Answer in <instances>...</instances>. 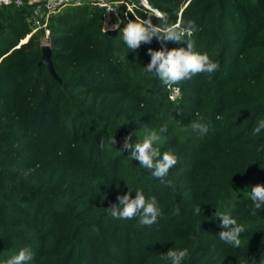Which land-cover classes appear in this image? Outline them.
<instances>
[{"label":"trees","instance_id":"1","mask_svg":"<svg viewBox=\"0 0 264 264\" xmlns=\"http://www.w3.org/2000/svg\"><path fill=\"white\" fill-rule=\"evenodd\" d=\"M146 1L171 23H194L196 50L219 65L181 82L175 100L139 75L157 40L126 52L117 30L104 28L100 5L64 6L35 32V4L0 7V264L24 246L31 264H168L159 255L171 247L188 248L183 264L264 259V211L250 213L245 189L264 183V133L251 135L264 118V0ZM118 10L159 23L139 0ZM45 34L61 83L38 65ZM198 114L210 124L205 136L191 129ZM162 123L158 146L177 157L169 186L117 149ZM127 186L157 198L158 223L107 215ZM216 208L244 226L239 248L219 240Z\"/></svg>","mask_w":264,"mask_h":264},{"label":"clouds","instance_id":"2","mask_svg":"<svg viewBox=\"0 0 264 264\" xmlns=\"http://www.w3.org/2000/svg\"><path fill=\"white\" fill-rule=\"evenodd\" d=\"M144 3V0H141ZM100 7L105 9H116L112 4L101 0ZM151 12L159 18V23H153L150 18L143 17L138 13H132L134 18H128L124 13L123 18L117 17V21L112 25L119 33V39L126 52L138 50L142 44H151L155 37L160 44L159 48H147V55L150 57L147 64L142 65L139 71L141 77L158 80L161 85L173 90V95L169 98L175 100L180 93V83L191 79L198 73L212 74L219 65L212 60L206 52L196 50V41L193 34L199 29L188 22L181 26L179 23H171L167 13L152 8ZM121 25H123L121 27ZM167 42L186 44V46L167 48ZM217 119H221L217 116ZM210 124L205 122L203 117H199L191 123V129L205 136L209 132ZM168 132V125L161 124L158 128L144 127L142 136L135 137L132 133L123 139L122 145L117 148L120 154L127 152L130 161H138L140 168L147 170L152 178L159 181L161 185L169 186L171 181L167 180L169 170L176 165L177 157L170 151H161L159 143L163 134ZM112 133V132H111ZM108 136L109 148L114 147L116 141L112 134ZM264 133V118H258L251 128V135L257 137ZM101 147H104L101 144ZM116 148V147H115ZM260 162V158H254ZM251 164V163H250ZM247 190V198L250 201L248 208L250 213L255 215L257 211H264V183L252 185ZM134 193V194H133ZM221 206L223 201L220 202ZM107 215L114 220L127 221L134 217L138 218L140 225L151 227L158 223L162 216L160 202L155 196L146 197L144 191L137 187L129 188L123 194L117 195V202L107 207ZM204 212L201 203L192 206L193 215H200ZM177 207L175 213L179 214ZM216 217H219L220 231L218 238L225 245L232 248L241 246V233L245 231L244 226L228 211L215 209ZM34 252L30 246L21 247L15 254L9 256L4 264H31ZM189 257L188 248H169L165 253H160L159 259L166 260L168 264H183ZM252 264H256L253 260ZM264 264V259L259 261Z\"/></svg>","mask_w":264,"mask_h":264},{"label":"built area","instance_id":"3","mask_svg":"<svg viewBox=\"0 0 264 264\" xmlns=\"http://www.w3.org/2000/svg\"><path fill=\"white\" fill-rule=\"evenodd\" d=\"M107 1V0H106ZM141 2V0H139ZM83 3H91L100 5L101 0H0V7L5 6H20L23 4H35L37 8L42 9L43 12H46V15H50L56 11H59L61 8L67 5H81ZM144 6L152 9L148 4L147 1L144 0L142 3ZM35 20V17H34ZM171 93L170 96L173 95V90L170 89ZM180 94V93H179Z\"/></svg>","mask_w":264,"mask_h":264},{"label":"rangeland","instance_id":"4","mask_svg":"<svg viewBox=\"0 0 264 264\" xmlns=\"http://www.w3.org/2000/svg\"><path fill=\"white\" fill-rule=\"evenodd\" d=\"M106 2L110 3L113 5V7H115L116 9H112V10H109V9H105V12H104V18H103V26L105 29H113V28H109L107 24H105L106 22V14L108 12H110V14H112L111 16H114V17H120V12L118 10V7H120L123 3H124V0H107ZM35 6V5H34ZM33 14L34 17H35V20H34V24H35V27L33 29V32L37 31L39 28L41 27H44L46 21H47V17L49 15H46V12L42 9H39L37 8V6L34 7V11H33ZM33 17V19H34ZM109 20V19H108ZM108 23V22H107ZM112 23V22H111ZM110 24V23H108ZM47 33V32H46ZM29 36V35H28ZM27 36V38H28ZM26 38V39H27ZM25 42V41H24ZM21 43V42H20ZM40 43L41 44H49V41H48V37H47V34H45L43 37L40 38Z\"/></svg>","mask_w":264,"mask_h":264},{"label":"water","instance_id":"5","mask_svg":"<svg viewBox=\"0 0 264 264\" xmlns=\"http://www.w3.org/2000/svg\"><path fill=\"white\" fill-rule=\"evenodd\" d=\"M30 36V35H29ZM28 36V38H29ZM28 38L26 40H28ZM25 40V41H26ZM156 38L153 37L152 41H155ZM21 42V41H20ZM22 43V42H21ZM20 44V43H19ZM19 46V45H18ZM17 46V47H18ZM52 50L49 44H41V56L38 60V65H44L48 71V73L59 83H61V79L57 75L52 60H51Z\"/></svg>","mask_w":264,"mask_h":264},{"label":"crops","instance_id":"6","mask_svg":"<svg viewBox=\"0 0 264 264\" xmlns=\"http://www.w3.org/2000/svg\"><path fill=\"white\" fill-rule=\"evenodd\" d=\"M112 10V9H111ZM112 14H110V12H109V14H108V23H116V21H117V18L116 17H114V16H111ZM105 24H106V22H105ZM109 25V24H108ZM109 28H113V27H110V26H108Z\"/></svg>","mask_w":264,"mask_h":264}]
</instances>
